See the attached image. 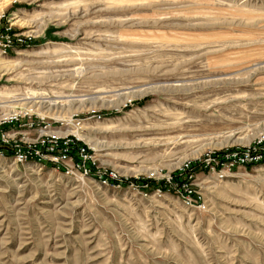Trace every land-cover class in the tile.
Returning <instances> with one entry per match:
<instances>
[{
	"label": "rangeland",
	"instance_id": "obj_1",
	"mask_svg": "<svg viewBox=\"0 0 264 264\" xmlns=\"http://www.w3.org/2000/svg\"><path fill=\"white\" fill-rule=\"evenodd\" d=\"M3 25L0 120L96 172L0 153V264H264V158H213L264 139V0H0ZM195 161L183 189L121 182Z\"/></svg>",
	"mask_w": 264,
	"mask_h": 264
},
{
	"label": "built area",
	"instance_id": "obj_2",
	"mask_svg": "<svg viewBox=\"0 0 264 264\" xmlns=\"http://www.w3.org/2000/svg\"><path fill=\"white\" fill-rule=\"evenodd\" d=\"M1 38L2 52L5 53L12 45H21L26 42L21 37L12 38L6 34ZM18 116H31L27 113H13L9 117L0 120V146L3 150L1 154L5 153L6 148L11 149V156L15 162H26L33 160L36 163H48L55 166L57 169H62L66 173H73L74 171L80 172L82 175H93L96 172L95 162L89 153L88 148L84 144H79L76 136H58L53 133H47L45 125L36 123L33 121L25 123L28 129H35L37 126L39 133L35 139L24 138V133L17 130L11 129L13 123L18 121ZM99 116V115H97ZM19 135L20 138H19ZM256 150V149H255ZM254 149L236 153H231L229 161L232 159L238 164H247L249 162H258L264 158V148H261L259 152ZM237 156L236 159L232 158ZM100 178L103 182L108 181L110 178L115 179L116 175L113 172H102ZM187 184L182 185L183 186ZM188 193L192 195V190L189 189Z\"/></svg>",
	"mask_w": 264,
	"mask_h": 264
},
{
	"label": "trees",
	"instance_id": "obj_3",
	"mask_svg": "<svg viewBox=\"0 0 264 264\" xmlns=\"http://www.w3.org/2000/svg\"><path fill=\"white\" fill-rule=\"evenodd\" d=\"M0 31L4 32L7 31V33H12L11 29H6V26H1L0 27ZM30 40H26V42H24V44H21V47H24L26 45H29ZM145 99V98H144ZM137 103H140V101H138ZM79 143V141H78ZM256 148V152H259L261 150V148H264V139L261 140L257 146H255ZM3 150V148L0 146V151ZM236 152H241L243 151L240 148H236V147H229L226 150H219L216 151L215 153H213V158L216 159L215 162V167L219 168L224 162L228 161L230 159V156L226 158V154H231L232 151ZM5 153L7 154H11V149L10 148H6ZM245 165H251V162L245 164ZM199 166H201V163L199 161H195L193 164H191L189 166L188 169H185L184 171L181 170H176L174 172H172L171 174V181H169V183H167L164 179H160V180H156L154 178L151 177H133V178H126L125 180H121L122 184H136L142 187H147L150 189H154V188H160L163 190L166 189H170V185L169 184H175L176 186H178V188L182 189V185L183 184H187V182L189 181V177L192 175L193 171H196V168H198ZM112 183H118V180L116 179H109ZM194 197H197L196 194H192Z\"/></svg>",
	"mask_w": 264,
	"mask_h": 264
},
{
	"label": "bare ground",
	"instance_id": "obj_4",
	"mask_svg": "<svg viewBox=\"0 0 264 264\" xmlns=\"http://www.w3.org/2000/svg\"><path fill=\"white\" fill-rule=\"evenodd\" d=\"M31 94H34V93L31 92L30 95H31ZM29 98H31V97H29Z\"/></svg>",
	"mask_w": 264,
	"mask_h": 264
}]
</instances>
